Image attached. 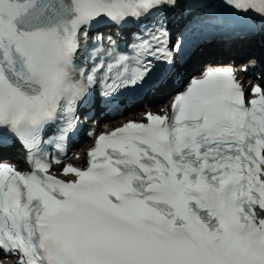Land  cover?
I'll list each match as a JSON object with an SVG mask.
<instances>
[{"label":"snow or ice","instance_id":"obj_1","mask_svg":"<svg viewBox=\"0 0 264 264\" xmlns=\"http://www.w3.org/2000/svg\"><path fill=\"white\" fill-rule=\"evenodd\" d=\"M187 2L0 0V152L21 145L31 165L21 172L0 164L5 257L18 256L17 264H264V218L256 214L257 206L264 210V86L253 85L257 98L246 102L231 68L193 78L171 117L149 112L148 123L99 135L86 169H63L73 180L50 175L51 161L34 151L53 126L62 146L94 86L111 106L174 74V54L183 57L185 48L182 39L171 43L166 21ZM220 3L226 15L215 18L218 25L264 31V0ZM103 22L138 26L131 55L112 36L109 48L103 36L89 43V29Z\"/></svg>","mask_w":264,"mask_h":264},{"label":"bare ground","instance_id":"obj_2","mask_svg":"<svg viewBox=\"0 0 264 264\" xmlns=\"http://www.w3.org/2000/svg\"><path fill=\"white\" fill-rule=\"evenodd\" d=\"M236 44H235V42H232L231 43V45L230 46H235ZM249 49H250V47H249ZM219 53H221V54H223V55H227L228 57H231L232 59H239V58H242V59H246V60H248V61H254L255 59H259V60H261L262 59V57H263V54H262V51H259L257 54H256V56L255 57H252L251 55H249L248 54V52H243V51H241L239 48H237V47H233V48H230L229 49V54L228 53H226L225 51H224V49L223 48H217V49H214V50H209V51H207L206 52V56L207 57H215L216 55H218ZM253 53V52H252ZM254 54V53H253ZM200 58H202V56L200 57ZM199 58V59H200ZM247 61V62H248ZM246 62V63H247Z\"/></svg>","mask_w":264,"mask_h":264},{"label":"rangeland","instance_id":"obj_3","mask_svg":"<svg viewBox=\"0 0 264 264\" xmlns=\"http://www.w3.org/2000/svg\"><path fill=\"white\" fill-rule=\"evenodd\" d=\"M247 63H249V62H247Z\"/></svg>","mask_w":264,"mask_h":264}]
</instances>
